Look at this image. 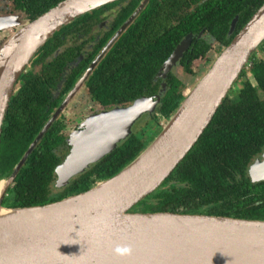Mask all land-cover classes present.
I'll list each match as a JSON object with an SVG mask.
<instances>
[{"label":"water","instance_id":"water-1","mask_svg":"<svg viewBox=\"0 0 264 264\" xmlns=\"http://www.w3.org/2000/svg\"><path fill=\"white\" fill-rule=\"evenodd\" d=\"M116 0H63L19 29L0 47V136L20 75L34 54L62 27ZM9 20V19H8ZM19 25V23H15ZM264 42V2L208 72L185 96L157 137L114 176L60 201L6 208L2 201L19 170L52 121L16 164L0 196V264H264V221L171 212H131L170 176L211 123L251 56ZM187 43L165 63L172 66ZM159 97L92 116L72 134L71 150L56 169V188L97 163L152 114ZM262 162L251 166V183L264 181ZM10 211V212H9ZM117 244L134 248L131 258L113 254Z\"/></svg>","mask_w":264,"mask_h":264},{"label":"flooded vegetation","instance_id":"flooded-vegetation-1","mask_svg":"<svg viewBox=\"0 0 264 264\" xmlns=\"http://www.w3.org/2000/svg\"><path fill=\"white\" fill-rule=\"evenodd\" d=\"M62 1L0 0V47L22 22L34 21ZM263 2L116 0L60 28L49 39L45 49L41 48L34 54L9 101L16 100L18 106L37 112L40 117L47 114L43 122L44 118L38 120L43 124L35 139L52 121L33 149L48 153L45 168L48 171L53 169L51 189L61 192L96 164L74 176L66 187L56 188V169L70 153L72 134L84 130V123L92 116L123 107L115 101L117 97L131 96L128 81H142L139 83L141 95L159 97V101L170 82H179V92L182 93L185 79L197 78V67H211ZM15 20L19 25L14 24ZM182 43H187L185 49L176 62L165 69V63ZM259 66L264 68V42L244 69L248 71L245 77L252 79L254 87L257 83L252 70ZM29 75L37 80L35 84L23 80V76ZM238 79L232 89L240 87ZM30 120L34 122L33 118ZM141 123L137 122L134 128ZM262 126L264 128V124ZM52 127L59 130H55V137L50 142L61 139V143L56 147L40 145ZM50 142L46 140L45 144ZM40 158H44L42 154ZM257 162L264 163V146L247 163V176L249 168ZM12 185L3 199L5 202H9Z\"/></svg>","mask_w":264,"mask_h":264},{"label":"trees","instance_id":"trees-1","mask_svg":"<svg viewBox=\"0 0 264 264\" xmlns=\"http://www.w3.org/2000/svg\"><path fill=\"white\" fill-rule=\"evenodd\" d=\"M47 43L49 40L41 48L45 49ZM252 71L256 86L252 85V79L245 77L248 71L243 70L238 79L240 87L235 86L229 91L189 153L160 187L136 204L131 212H171L264 221V181L253 184L246 175L247 163L264 146V68L259 66ZM31 76H23V80L35 84L37 80ZM141 82L138 79L128 81L131 96L117 97V105L125 107L145 97L140 93ZM179 87V82H170L154 112L143 115L146 118L143 123L142 118L139 120L141 125L133 128L132 134L117 149L61 192L51 189L53 169L45 168L48 153L39 148L33 151L14 179L9 202L2 201V206H43L85 192L117 174L147 148L161 132L162 122L166 123L175 113L186 96L179 92ZM6 114L0 136V180L11 175L42 127L43 123L39 124L38 120L44 118L43 122L47 116L40 117L37 112L25 110L16 104V100L9 103ZM55 130L59 129L52 127L40 145L58 146L61 139L50 142L55 137ZM46 140L50 143L45 144ZM40 154L44 158H40Z\"/></svg>","mask_w":264,"mask_h":264},{"label":"rangeland","instance_id":"rangeland-1","mask_svg":"<svg viewBox=\"0 0 264 264\" xmlns=\"http://www.w3.org/2000/svg\"><path fill=\"white\" fill-rule=\"evenodd\" d=\"M197 68H198V76H197V78H195V79H185V81L183 83L184 87L182 89V93L184 95H187L195 87L197 82L200 81L201 78L208 72V70L210 69V66H200V67H197ZM163 125H165L164 122H162V126Z\"/></svg>","mask_w":264,"mask_h":264},{"label":"clouds","instance_id":"clouds-1","mask_svg":"<svg viewBox=\"0 0 264 264\" xmlns=\"http://www.w3.org/2000/svg\"><path fill=\"white\" fill-rule=\"evenodd\" d=\"M112 251L120 259L131 258L134 254V248L129 244H117Z\"/></svg>","mask_w":264,"mask_h":264},{"label":"bare ground","instance_id":"bare-ground-1","mask_svg":"<svg viewBox=\"0 0 264 264\" xmlns=\"http://www.w3.org/2000/svg\"><path fill=\"white\" fill-rule=\"evenodd\" d=\"M1 25H2V22L0 21V26H1ZM258 168H259L260 170H264V163H262L261 165H259ZM4 189H5V185H4L2 182H0V196L2 195ZM9 212H10V211H9ZM0 213H1V214H6L7 212H5V211H3V210L0 209ZM1 214H0V215H1Z\"/></svg>","mask_w":264,"mask_h":264}]
</instances>
